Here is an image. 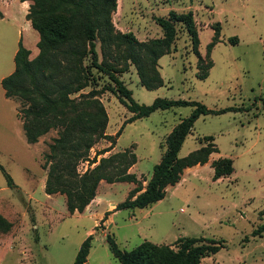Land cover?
<instances>
[{"label": "rangeland", "instance_id": "rangeland-1", "mask_svg": "<svg viewBox=\"0 0 264 264\" xmlns=\"http://www.w3.org/2000/svg\"><path fill=\"white\" fill-rule=\"evenodd\" d=\"M169 9L191 11L199 60L180 22L174 25L175 36L169 51L157 59L161 85L147 89L140 85L133 63L122 59L111 62L112 53L106 60L116 66L127 64L124 71L113 73L137 102L149 103L160 96L196 100L213 109L227 107L199 114L177 155L206 142L203 135L212 136L217 150L209 153L205 163L190 169L184 167L178 181L167 188L165 197L150 208L115 210V204L124 199L134 183L102 181L97 189L101 200L94 204L96 212L69 213L64 195L46 194L40 182L46 174L42 167L43 153L56 136V128H49L36 141L27 143L12 108L14 100L20 124L31 117L23 111L26 104L19 98H5L0 87V165L15 183L8 186L0 168V214L11 223L6 231H0V264H71L87 234L91 239L86 264L118 263L107 245L106 234L126 250L142 240L173 247V238L179 235L212 237L220 247L201 257L200 264H264V229L260 228L264 224V0H116L110 18L114 29L131 31L137 39L148 40L161 35L155 18L166 16ZM214 31L218 40L206 53V44ZM14 39L15 31L3 18L0 20L2 76L13 68V48L17 44ZM95 45L100 59L97 40ZM37 52L38 48L29 51L28 58ZM208 62L211 64L205 70ZM205 71V77L196 76V72ZM95 75L97 80L91 86L113 84L106 71H96ZM98 97L107 114L105 132L114 135L119 130L113 149L133 150L136 161L131 171L143 186L164 148L165 135L190 112L192 105L154 109L124 122L131 112L114 93L104 90ZM110 140L100 138L93 143L87 152L88 159ZM108 153L107 150L97 154L92 163L79 160L77 171L92 166ZM218 156L230 157L233 169L213 178L210 161ZM110 203L109 210L96 219V214ZM112 210L115 212L108 218ZM256 228L259 230L253 232Z\"/></svg>", "mask_w": 264, "mask_h": 264}, {"label": "trees", "instance_id": "trees-1", "mask_svg": "<svg viewBox=\"0 0 264 264\" xmlns=\"http://www.w3.org/2000/svg\"><path fill=\"white\" fill-rule=\"evenodd\" d=\"M25 17L38 32V52L28 58L29 50L20 41L13 54V70L0 79L5 97L19 98L25 107L28 121H21L25 141L32 143L49 128H56V136L43 153L42 167L46 169L45 193L59 192L64 195L66 210L81 211L93 198L100 180L105 182L126 181L134 183L118 208H142L165 194L166 186L178 181L182 169L195 163L202 164L217 148L211 135H203V144L179 156L177 151L185 135L191 131L193 120L204 113H215L227 107L213 109L196 100L156 96L149 103L137 102L131 91L113 72H122L127 64L116 66L111 62L118 59L134 64L140 85L150 89L162 84L157 69L158 57L169 51L175 36V23L180 22L189 36L191 50L199 60L198 37L190 10L169 9L166 16H157L156 23L161 35L148 40L137 39L131 31L114 29L110 14L116 0H30ZM216 31L206 44L205 52L217 39ZM99 42L100 59L95 41ZM112 53L111 62L106 56ZM87 59L84 63L83 60ZM199 64V63H198ZM196 65L199 69V65ZM211 62L205 66L208 68ZM106 71L113 84L97 88L95 73ZM203 78V73L196 72ZM89 89L84 91L86 86ZM104 90L115 94L131 114L124 119L131 121L145 116L154 109H165L174 105L191 104L192 109L181 117L164 137V148L151 173L142 186L140 179L128 167L136 161L132 149L123 148L101 155L98 161L83 171H77L79 160L95 161L97 154L109 151L118 131L105 132L106 110L98 95ZM100 138L110 143L88 159L90 146ZM212 177L229 174L233 167L231 158L218 156L210 161ZM0 168L3 170L2 166ZM6 184L15 186L10 175L4 171ZM145 179V178H143ZM11 223L0 214V231L4 232ZM264 229V224L260 225ZM259 230L256 228L255 232ZM91 235L87 234L79 243L71 264H83L90 246ZM105 240L117 264H200V258L218 250L220 244L212 237L180 235L173 247L166 243L142 240L131 249H121L113 237ZM241 264V263H239Z\"/></svg>", "mask_w": 264, "mask_h": 264}, {"label": "crops", "instance_id": "crops-1", "mask_svg": "<svg viewBox=\"0 0 264 264\" xmlns=\"http://www.w3.org/2000/svg\"><path fill=\"white\" fill-rule=\"evenodd\" d=\"M29 3H30V0H0V20H3V18H5L7 20V22L10 23V25L12 26L13 30L15 31V39H14V44L17 43L20 41V43L25 47L27 48L29 51L31 52H35L36 49H37V46H36V41L38 40V32L36 31V29H34L31 24H30V21L29 19H27L25 17V13L27 12V9H28V6H29ZM18 39V40H17ZM16 46L14 45V48H13V51L15 52L16 48H17V45ZM32 46V48H30ZM13 52V54H14ZM13 57V55H12ZM13 70V68H12ZM11 70V71H12ZM9 71V72H11ZM8 72V73H9ZM1 77H3L2 75H0V79ZM1 87V86H0ZM2 89V88H1ZM2 93H3V89H2ZM4 95V94H3ZM5 97V96H4ZM5 98H8V99H12V98H9V97H5ZM13 100V99H12ZM12 108H13V111H14V118H15V122L17 123V125H20L21 127V123L19 124L20 120L19 118H17L16 116V108H15V102L13 100V105H12ZM22 130V129H21ZM23 133V131H22ZM108 133V132H107ZM24 136V134H23ZM25 140V138H24ZM28 143V142H27ZM113 149V146L109 149L108 152H112L111 150ZM113 151H115L113 149ZM206 162V161H205ZM204 162V163H205ZM135 163V162H134ZM133 164H131L129 167H128V170L131 171V169L133 168ZM192 166H199V163H195L193 165H190V166H186L185 168L187 169H190ZM104 180H100L98 185H97V188H96V192H95V195L93 196V198H91V200L84 206V208L81 210V211H77L78 213H81L82 211L84 210H88V211H92V212H96L94 211V209L97 208V205L94 206V204H96V201L97 200H101L98 196V192H97V189H98V186L100 184V182H102ZM41 185L42 187H44V177L41 179ZM108 183H111V182H108ZM176 183V182H175ZM128 184V182H127ZM173 185V184H172ZM172 185H169V186H166V189L167 188H170V186ZM130 186V185H129ZM44 191V190H43ZM168 191L165 190V194L163 197H165V195L167 194L166 192ZM48 194V193H46ZM49 195V194H48ZM162 197V198H163ZM158 199L156 200L155 202H153L152 204L148 205L149 208L154 206L155 204H157L158 202L161 201V199ZM112 204L110 203L109 204V207L106 208V209H102L101 211H99L97 214H96V219L100 216V213L105 210H109L110 206ZM116 210V209H115ZM115 210H112V212H109L108 213V218L111 217V215L115 212ZM76 211V210H75ZM91 231V229L89 230ZM180 236V235H179ZM177 237V236H176ZM175 237V238H176ZM173 238V239H175ZM172 239V240H173ZM83 264H86V262H84Z\"/></svg>", "mask_w": 264, "mask_h": 264}]
</instances>
